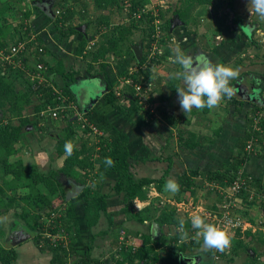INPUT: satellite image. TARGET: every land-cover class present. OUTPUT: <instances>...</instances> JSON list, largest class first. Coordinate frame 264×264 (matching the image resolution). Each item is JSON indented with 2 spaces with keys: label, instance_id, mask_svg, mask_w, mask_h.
Returning a JSON list of instances; mask_svg holds the SVG:
<instances>
[{
  "label": "crops",
  "instance_id": "obj_1",
  "mask_svg": "<svg viewBox=\"0 0 264 264\" xmlns=\"http://www.w3.org/2000/svg\"><path fill=\"white\" fill-rule=\"evenodd\" d=\"M35 1L45 11H38V8L32 9L33 14L26 20L34 27V33L42 38L44 51L40 56H37L30 53L29 50V53L22 56L21 60L15 57V61L10 63L13 66L12 69L22 70L29 75L31 68H34L37 62L44 64L46 67V70L43 71L45 78L39 79L30 75L31 80L38 79L44 85L50 88L56 87L65 94H68L65 89V86H68L79 111L87 112L96 109L105 113L113 125L129 136L128 149L132 156L130 173L133 178L135 180L148 178L155 181L150 184L146 199L136 197L132 200H125L124 192L118 194L114 189L117 175L114 173L109 176L100 175L102 180L96 179L97 184L100 183L98 184L100 191L109 194L106 200V213L102 215L96 226L88 227L84 211L86 206L84 185L74 177L58 172L61 174L60 177L65 179V181L61 180L64 188L70 190L69 203L73 202L76 207V220L73 227L76 235L75 248L78 252L84 253L89 246H92L93 256L101 257L104 264H116L111 254L120 240L121 230H126L132 241L138 245L142 242L143 235H151L155 240H162L164 236L183 231L184 229L181 230L180 225H161L157 221L164 207L175 208V217L180 221L188 222L190 216L200 214L205 216L208 222L214 223L207 212H218L221 195H219L220 192L216 186L220 187L226 183L208 182L204 179L203 174L221 169L229 164L233 153L237 151L239 138L245 134L247 117L244 113L235 115L234 110L237 106L230 105L226 98L221 101L218 107H213L209 112L193 108L190 113L185 114L180 108L176 91L181 86V81L170 78V74L177 71L179 66L172 63L170 57L178 45L185 54L192 57L203 54L214 64L221 63L233 68L243 66V70L241 73L239 71L238 76L242 77L241 82L248 88V93L246 94L244 90L242 93L235 92L233 96L238 97L239 101H247L246 108L248 109L245 111L250 116L253 113V105L262 109L264 107L263 100L254 101L243 98L248 94L252 96L253 91L258 89L257 93L261 94L260 96L264 99V70L257 69V67L263 69L264 66V21H261L254 12L249 13L248 0H232L235 7L234 14H236H233V18L239 15L241 21L237 23L231 18L232 28L228 30L227 35L218 33L212 6L207 4L199 6L195 10L188 25L170 28L172 34L167 36L166 40L161 39L163 54L151 67L150 74L146 76L142 69L138 72V79L153 83L152 100L156 103V114L153 115L152 121L145 126L140 123L142 111L140 109L135 112L130 111L135 102L134 89L125 82L126 78L131 77L130 75L136 74V72H132V68L141 65L140 63L147 52V39L144 34L140 35V29H134L125 37L115 34L114 29L117 24L130 23L127 17H124L126 14L124 11L111 8L97 10L94 7V0H86L88 14L81 13L83 4L76 0ZM35 1L32 0L28 3L27 0H18L16 5L25 11L27 8L24 6L34 7ZM64 7H69L75 12V15L67 22L69 26L76 27V32L72 34L65 33L67 26L60 20L61 13H57V10ZM215 10L219 15L222 13L218 7ZM122 14L123 22L120 21ZM19 16L18 11L15 19ZM175 17L176 15L172 19ZM100 18H105V21H109L108 24L100 26ZM57 19L59 22L56 24ZM190 22L194 23V26H190ZM141 27L145 30L143 26ZM15 30L6 38L10 45L20 39V32L17 33ZM34 33H32L31 40L35 39ZM92 35L96 42L94 51L100 50L102 41L106 43L108 51L95 59L84 58L78 53V47L85 36ZM253 35L259 39L258 44L251 43ZM139 46L142 47L140 60L136 55V49ZM15 75L17 74H13L12 77ZM247 79L250 83L247 82ZM234 82L233 79L231 84ZM109 95L112 96V100ZM211 116L213 119H210ZM31 117L32 115H30V119L33 120L34 118ZM36 119L38 128L33 124L27 125L21 138L14 142L16 152L20 148L19 146L24 145L29 149V146L33 145L31 149L36 152L35 157L23 156L21 160L24 164L25 157L36 160L37 164L42 161V158L49 160L45 152L46 148H44L48 144L47 138H42L38 143L30 145L33 134L38 132L45 135L47 134L46 129L50 126L59 125L62 126L59 129L60 136H62L68 124L73 122L70 121L72 119L61 117L48 120L44 127H40L39 118ZM203 121L204 124L200 125ZM209 121L211 123L207 124ZM199 127L207 128L208 132L205 134V132L197 131L196 128ZM221 128L222 131L217 133ZM182 131L185 132L186 137L194 133L199 146L193 149L190 147L193 139L189 140L188 144H182L179 137V133ZM80 132L79 130L74 137L81 136ZM93 134L99 142L98 135L100 134ZM212 139L214 142L210 141ZM74 140L75 138H73ZM98 142L95 144V149H99ZM257 146L259 148L250 156L243 169L245 175L252 178L250 187L258 193H264V144ZM57 154L59 167L56 171L63 167L60 161L64 155H60L58 151ZM159 157L161 159H158ZM10 159H13L11 162H14V156L10 155ZM95 170L97 172V166ZM161 171L163 172L161 173ZM171 175H174V180L180 184V191L176 194L164 191V184L168 181L166 179L167 177L170 179ZM163 176L165 179L160 190L157 188L156 180ZM185 176L194 180V184L187 189L182 184V179ZM7 178L10 179V176ZM258 179L261 180L262 187L256 182ZM88 182L91 184V179ZM2 184L3 181L0 186H3ZM7 193H11V191H7ZM249 195V192L242 195V204L238 208V212L245 216L249 224L243 229L230 230V247L223 252L219 259L215 260L213 250L202 249L201 238L199 244L192 245L185 253L176 258L167 256L162 252L161 247H157L156 252L160 257L155 264H181L180 258L183 256L188 257L187 264H264V200L258 197L250 199ZM12 197L15 198L13 205L9 208L4 205L5 208L0 210V245L16 249L18 257L14 264H50L52 253L41 250L31 240L35 234L26 226V220L22 215H16L17 221L13 220L11 225H4L1 214L11 210L19 198L16 195L10 196L8 201L4 199V202H0L1 204L9 203ZM39 214H42L41 211ZM153 223L158 224L155 233L152 230ZM21 227L33 232L34 235L21 243L14 244L11 237ZM183 240L190 243L193 239L191 237L183 238ZM253 247L255 251H253ZM0 264H2L1 261Z\"/></svg>",
  "mask_w": 264,
  "mask_h": 264
},
{
  "label": "trees",
  "instance_id": "obj_2",
  "mask_svg": "<svg viewBox=\"0 0 264 264\" xmlns=\"http://www.w3.org/2000/svg\"><path fill=\"white\" fill-rule=\"evenodd\" d=\"M16 1L18 0H0V163L3 168V186H0V202H4V197L7 195V191L16 193L17 189L30 187V192H28V199L25 201L26 204L20 205L23 207V212L21 213L22 217L30 223L32 219L33 222L30 224V228L34 231L33 240L35 244L44 251H49L52 253L53 257L50 264H69L70 262L80 264V263H91V264H104L101 257H96L92 255V246H89L88 249L84 252H78L75 248V237L73 234V225L75 224V204L69 203L68 194L69 189L64 188L62 181L59 179L58 172H62L65 175H69L78 180L82 185H84L83 192L85 198V220L88 227L96 226L100 218L104 213H106L107 207V198L109 194L103 193L100 189L96 187L97 177L100 175L109 176L110 174H116V181L114 184V189L118 194L124 192L125 200H132L136 197L140 199H146L149 193V186L151 183L155 182L152 179H141L135 180L133 175L130 173V159L131 154L128 149L129 136L126 132L120 130L118 127L113 125L108 116L105 113L99 112L96 109L91 111L82 112L86 121L78 118L77 115L73 112V109H68L66 114L67 119H72L66 128L64 135L58 140L57 151L60 155L65 154L64 144L68 140H73L75 134L80 130L84 135L91 134L92 128L91 124L97 126L103 134L98 135L99 137V149H95V153H90L93 147L85 143L80 147L74 150L72 156H67L65 159L64 166L56 171L52 170L49 175L40 173L35 167L25 165L21 161L10 162L9 157L14 153V142L21 138L22 132L25 130V127L29 124L37 125L36 118H40L41 111L49 104L53 102L54 99V87H48L39 82L38 79L31 80L30 75L37 72V62L34 68H31L29 75L27 72L12 69V63L7 57L8 54L12 56V45L7 41V36L12 34L15 30L17 33L20 32L19 40L26 42L27 49L24 52H20L13 55L15 57L22 59L26 53H33L34 55L40 56L41 51L40 47L42 45V38L37 33H34L32 25L30 22H27L26 19L30 18L33 14V10L38 8V11H43L44 9L38 6V2L34 4V7L25 5L27 9L24 11L21 7H17ZM30 3L32 0H27ZM67 0H63L65 2ZM80 1L83 4L81 10L82 14H88V7L86 0H76ZM127 2V5L124 3ZM42 2V1H41ZM61 2V1H60ZM211 5L214 9V17L216 21V29L218 33L226 34L228 30L232 27L230 23V16L227 8H230L234 12V3L232 0H168L165 5H160L159 17L163 20V34L161 39H167V36H170L172 17L178 15L186 25H188L189 19L192 17L195 10L202 5ZM94 7L97 10H106L111 8L113 10L118 9L125 11L130 17V23H119L115 26V34L125 37L133 32L134 29L145 28L144 35L147 39V46L150 45L151 36L155 31V26L153 25V20L155 18L151 13V0H94ZM218 7L222 10V14L219 15L216 13L215 8ZM65 8V7H64ZM59 9L61 13L60 20L67 26L65 30L66 34H72L76 32V27L69 26L67 22L75 15V12L71 8L66 7L65 9ZM145 8L146 11L141 9ZM140 9L141 16H134V12ZM129 10V11H128ZM19 11L20 16L16 18V13ZM45 11V10H44ZM46 12L49 13L48 10ZM50 14V13H49ZM236 15V14H234ZM52 17V15L50 14ZM107 18V17H106ZM241 17L238 15L233 18L234 22L239 23ZM100 26H105L109 21H105V18H100ZM59 19L55 21L57 24ZM91 23V21H90ZM184 24V25H185ZM185 25V26H186ZM12 26V27H11ZM64 26V27H65ZM108 26V25H107ZM141 27V28H140ZM101 28V27H100ZM143 31V30H142ZM226 32V33H225ZM32 33L35 34V39L31 40ZM94 36L84 37L78 47V53L84 58L95 59L100 55H104L108 51V47L105 42L102 41L100 50L97 52L94 51L96 46ZM149 41V42H148ZM93 42V43H92ZM259 39H256V35H253L251 38V43L258 44ZM16 43V42H15ZM44 49V48H43ZM144 61V59H143ZM91 66V65H90ZM104 66V64H102ZM151 68L144 71L147 76L150 74ZM13 74H17L14 77ZM139 73L130 75L135 80L138 79ZM20 78V80H19ZM23 79V80H21ZM142 81V80H141ZM232 82V81H231ZM19 88L16 87L17 84ZM66 95L70 97L71 100H75L74 96L71 93V90L68 86H65ZM112 100V96L109 95ZM230 105L236 107L234 110L235 115L244 113L247 117L246 121V131L245 134L239 138L237 142V151L233 153L231 161L229 164H226L223 168L205 172L204 179L208 182L215 181L219 184L231 183L236 176V173L246 164L250 159L251 154L246 150L247 144L250 139L256 138L254 141L255 145L264 144V118L261 119L259 126L260 129L256 130L254 128V112L261 109V107H256L253 105L251 116L248 115L246 108L247 101H239L238 97L232 96L227 98ZM239 104V105H237ZM33 107V112L31 115L34 118L30 119L29 113H27L28 108ZM140 109L142 111V119L140 123L144 126L147 125L153 119V113L148 110H143L137 102L133 103V106L130 111H137ZM206 112H209L210 109L207 107L204 108ZM232 113V110H230ZM19 120L18 124L14 120ZM85 125V126H83ZM38 128V127H36ZM79 129V130H78ZM222 128L217 131L220 133ZM180 139L182 144H188L189 140L193 139L191 148L199 146L196 142V136L194 133H191L189 136H185V132H180ZM214 142V139L210 140ZM263 147V146H262ZM96 148V145H95ZM98 154L99 156L94 157ZM92 155V156H91ZM111 157L115 162L114 166L108 167L105 164V158ZM158 159H161L159 157ZM171 159V158H170ZM97 166V172H94ZM11 176V179L7 178ZM30 178H29V177ZM166 176V175H165ZM165 176L156 180V185L158 189H162V183L164 182ZM27 177V178H26ZM24 178H26L24 181ZM91 179V184L87 181ZM262 187L261 180L256 181ZM256 183V184H257ZM94 184V187L92 186ZM182 184L185 189L190 188L194 184V180H191L190 177L185 176L182 179ZM81 185V186H82ZM41 186H43V191H40ZM39 191V195H35L33 191ZM45 195H42L43 193ZM15 195V194H14ZM33 195V196H32ZM4 196V197H3ZM35 196H38L37 198ZM10 196H8L9 198ZM25 198L27 196H24ZM60 198L61 200L57 201ZM14 197L11 198L9 203H6L7 208L13 205ZM25 206V207H24ZM62 208V210L60 209ZM33 210H36L35 213H32ZM40 210H42V215L49 216L52 212L61 213V216L57 220H62V228L70 233L71 242L69 247H63L62 245L53 246L50 244L49 237H43L41 234L43 229L50 230L52 233H56L60 230L58 221L56 220L53 223V226L50 227L47 225V221L39 223L36 218L40 215ZM175 208L166 207L163 208L160 212V216L157 219L161 225H180V220L175 217ZM35 214L34 217L32 215ZM47 219V218H46ZM58 223V224H57ZM188 232L189 238L195 235V230L191 227V222H185L184 230ZM182 231L175 232L170 234L168 237L164 236L163 239H153L151 235H143L141 237L142 242L136 246V251L133 252L132 246H129L127 249L123 247L121 250L122 260L114 259L116 264H155L159 259V253L156 252L157 247H161L162 252L171 258H176L185 253L188 248L192 245H197V241L193 239L190 243L182 242L178 244L177 242L182 238ZM169 239V240H168ZM119 242L115 247V253L119 251ZM255 251V248H252ZM114 253V254H115ZM18 257V253L14 247H3L0 245V261L2 264H14Z\"/></svg>",
  "mask_w": 264,
  "mask_h": 264
},
{
  "label": "built area",
  "instance_id": "obj_3",
  "mask_svg": "<svg viewBox=\"0 0 264 264\" xmlns=\"http://www.w3.org/2000/svg\"><path fill=\"white\" fill-rule=\"evenodd\" d=\"M167 2L168 0H151L150 9L152 15L155 16L153 20L155 31L151 36L150 46L147 48L144 61L142 60L140 66L139 65L134 66L132 68V72L138 73L140 69L144 71L150 69L163 54L162 46L160 44L161 37L163 34V26H162L163 20L161 19V17H159V11H160V5H165ZM124 4L127 5V2ZM141 10L146 11L145 8ZM227 11H229L230 14H232L230 8H227ZM59 12L60 10H57V13ZM134 16L137 17L141 16L140 9L134 12ZM26 49H27L26 42L23 40H18L16 43L12 45V56L8 54L6 58H8L11 62H14L15 59L13 58V55L20 52H24ZM40 51L41 52L44 51L43 47H40ZM37 69L38 71L33 73L32 76H35L39 79H44L45 75L43 74V71L46 70L44 64L39 63L37 65ZM125 82L133 87L134 89L133 96L135 102H137V104L143 110H148L152 112L153 115L156 114V103L154 100H152L153 83L145 80L144 81L134 80L132 77L126 78ZM53 94H54L53 102L49 103L41 111L39 118L40 127H44L48 123V120L58 119L61 117L66 118V114L68 113L69 108L73 109V112L75 113V115L78 116L79 119L81 120L84 119V121H86L83 113L79 111L78 106L74 102L75 100H71L68 95H66L56 87H54ZM253 118H254V128L256 130L260 129L259 123L261 119L264 118V107L262 109L257 110ZM90 127L92 128V133L103 134V131H101L97 126L91 124ZM255 140L256 138L250 139L246 147V150L251 155L255 153L257 148H259V146L254 144ZM243 168L244 166L236 173V176L231 183H226L225 185L220 187L218 185L216 186L221 195L219 210L218 212H213V213L207 212L209 217L213 220V222L215 224H219L222 227H224L225 230L228 232V234L230 230L243 229L249 224L245 216L238 212L239 205L242 204V195L245 192L250 193L249 195L250 199H254L258 197L259 199L264 200V193L262 192L258 193V191H255L250 187V182L252 178L250 176L245 175ZM59 216H61V213L58 214L57 212H52L49 216H46L47 225L52 227L53 223L56 222ZM57 221L59 223L60 230L56 233H52L50 230L45 229V231L43 232L44 233L43 237H49L50 244L53 246L62 245L63 247L68 248L71 242L70 233L61 227L62 220H57ZM182 242H184V240L180 239L177 242V245L182 244ZM129 246H132L133 252H135L136 246H138V244L132 241L131 237L127 234L126 230H121V237L119 240V247H118L120 252L118 253L114 252L115 256H117L118 259L122 260L123 257L121 256V250L123 247H126L128 249ZM213 253L215 260L219 259L223 254L215 250H213ZM69 264H76V263L70 262ZM80 264H91V263H80Z\"/></svg>",
  "mask_w": 264,
  "mask_h": 264
},
{
  "label": "clouds",
  "instance_id": "obj_4",
  "mask_svg": "<svg viewBox=\"0 0 264 264\" xmlns=\"http://www.w3.org/2000/svg\"><path fill=\"white\" fill-rule=\"evenodd\" d=\"M248 11L250 14L254 12L261 21H264V0H248ZM229 16L233 19V13L231 16L229 12ZM170 59L179 66L177 71L170 74V78L181 81V86L176 91L180 108L185 114L190 113L193 108L202 110L205 107L208 109L218 107L225 97L231 98L235 95L231 81L238 77L239 68L214 64L203 54L192 57L185 54L178 45ZM76 147L77 144L73 140L66 141L65 155L72 156ZM104 162L108 167L114 166L115 163L111 157H106ZM92 186L94 187V184ZM164 191L176 194L180 191V184L174 179H169L164 184ZM189 220L192 229L195 230L192 239L200 243L202 238L203 250L223 253L230 247V236L221 225L208 222L206 217L200 214L190 216ZM184 226L185 221L181 220L180 229L183 230ZM181 235L182 238H189L187 231H182Z\"/></svg>",
  "mask_w": 264,
  "mask_h": 264
},
{
  "label": "rangeland",
  "instance_id": "obj_5",
  "mask_svg": "<svg viewBox=\"0 0 264 264\" xmlns=\"http://www.w3.org/2000/svg\"><path fill=\"white\" fill-rule=\"evenodd\" d=\"M247 5V4H246ZM204 9V8H203ZM205 10V9H204ZM214 11H212V13H213ZM236 12V11H235ZM124 13L126 14V15H124V17H127V19L130 21V17H128V15H127V13L124 11ZM233 14H234V12H232ZM129 14V13H128ZM214 14V13H213ZM222 14V13H221ZM231 16H232V14H230ZM117 19H118V17H117ZM121 22H123L124 21V18H123V14L121 15V20H120ZM197 23V22H196ZM142 26H143V24H141ZM194 26V23H192V22H190V26ZM232 27V26H231ZM252 28H254V26H252ZM145 31L144 29H140V35H142V34H144V32L143 31ZM232 31H233V29H232ZM226 33V32H225ZM224 38H225V36H224ZM216 57H218V56H216ZM263 63H264V61H263ZM221 64V63H220ZM257 69L258 70H264V66H263V69H261V68H258L257 67ZM239 70H240V73L242 72L241 70H243V66H241L240 68H239ZM241 76H238L236 79H234L235 80V82H234V87H237L238 86V84H241L240 82H241ZM238 81H240L239 83H238ZM251 81V80H250ZM247 82H249V80L247 79ZM252 82V81H251ZM250 83V82H249ZM232 85V86H233ZM16 87H18L19 88V85L17 84L16 85ZM233 87V88H234ZM250 87V86H249ZM251 88V87H250ZM226 105H227V103H226ZM225 105V106H226ZM33 112V107H31L30 106V108H28V110H27V113H29V115H31V113ZM217 112V111H216ZM213 116V115H212ZM212 116H211V118L210 119H213L212 118ZM33 117V116H32ZM19 120H17V119H15L14 120V122L16 123V124H18L19 122H18ZM212 121V120H211ZM211 121H209L207 124H210L211 123ZM212 123H214V122H212ZM204 124V121H203V123H201L200 125H203ZM60 128H62V126H59V125H53L52 127L50 126L48 129H46V132H47V134H40V133H35V134H33L32 135V137L31 138H33V140L30 142V145H31V143L32 144H35V143H38V141L39 140H42V138H47V140H46V142L48 143V144H46V146H44V148H46V150H45V152H46V155L48 156L47 157V159H49V160H46L45 158H42V161H40V163H36L37 161L36 160H34V159H31L30 157H25L26 159L24 160V162H25V164L26 165H29V166H32V167H35L39 172H41V173H43V174H47V175H49V173L52 171V170H57L58 169V167H59V163H58V160H57V158H56V156L58 155L57 154V151H56V146H57V143H58V141H57V139L59 140L62 136H60L61 134V131L59 130ZM196 130L197 131H200V132H205V134H206V132H208V130H207V128H203V129H201L200 127L199 128H196ZM79 132V131H78ZM25 133V132H24ZM23 133V134H24ZM26 134V133H25ZM24 134V135H25ZM80 134H81V136H79V135H76V136H78V137H74L75 138V140H74V142L77 144V148H80L84 143H85V145L86 144H88V147L90 146H92L93 147V149H92V151L90 152L91 154L95 151V144L98 142L97 140H96V136L95 135H93V136H91V134H86V135H84V133H81L80 132ZM204 134V133H203ZM56 135H59V136H56ZM207 136V135H206ZM211 136H213V135H211ZM210 138V137H209ZM208 139V138H207ZM31 140V139H30ZM33 145H31V146H29V149L28 148H26V146H19L20 148L19 149H17V152L16 151H13L14 153H12L11 155L12 156H14V162H18V161H21L22 163H23V161L21 160L22 159V157L23 156H27V155H29V156H31V157H35V154H36V152L34 151V150H32L31 149V147H32ZM14 150H16V148L14 147ZM16 153V154H15ZM95 153V152H94ZM16 155V156H15ZM93 155V154H92ZM91 155V156H92ZM98 155H94V157H97ZM64 158V159H63ZM63 158L61 159V161L60 162H62V166H64V163H65V158H66V155L64 154L63 155ZM16 159V160H15ZM13 159H10V157H9V161L11 162ZM96 170H94V172H95ZM163 171H161V173H162ZM3 173H4V171H3V168H2V164L0 163V184L2 183V181L4 180V175H3ZM60 175L61 174H58V176H59V179L60 180H63V181H65V179H63L62 177H60ZM2 177V178H1ZM29 177V176H28ZM27 178V177H26ZM26 178H24V181H26L25 179ZM30 178V177H29ZM98 178H99V181H101L102 179H101V177H97V180H98ZM175 177H174V175H171L170 176V179H174ZM10 179H11V176H10ZM12 180V179H11ZM90 179H88V181H89ZM166 180H169L168 179V177H167V179ZM98 184H100V183H98ZM93 185V184H92ZM96 187H97V189L100 187V185L98 186V185H96ZM100 189V188H99ZM102 189V188H101ZM40 191H43V186H41V188H40ZM28 192H30V187L29 188H27V187H24V188H20V189H17L16 190V193H7V195H5V197H4V199L6 200V201H8V196H17L19 199L17 200V202H16V205L11 209V210H9L7 213H5V214H1V218L4 220V225L6 224V225H11V222L14 220V221H17L16 219H15V217H16V215H21V213L23 212V207L21 208L20 207V205H24V204H26L25 203V201L28 199ZM34 192V194L35 195H39L38 194V192L39 191H37V190H35V191H33ZM41 193H43V192H41ZM15 194V195H14ZM42 195H45V193H43ZM219 195H220V193H219ZM24 196H27L26 198L24 197ZM33 196V195H32ZM0 197H2V195L0 194ZM36 198L38 197V196H35ZM162 198V197H161ZM59 200H61L60 198H58L57 199V201H59ZM25 207V206H24ZM5 208V206H4V204H1L0 203V210L2 209H4ZM165 208V207H164ZM61 210H62V208H60ZM41 211V213L43 212L42 210H40ZM36 212V210H33L32 211V213H35ZM35 216V214H33L32 215V217H34ZM6 217V218H5ZM5 218V219H4ZM11 220V221H10ZM36 220L39 222V223H41V222H44L45 220L47 221V219H46V216H42V214H40L37 218H36ZM31 222H33V220L31 219L30 220V223L28 222V220L26 221V223H27V227L31 230V228H30V224H31ZM45 231V229H43V232ZM34 232V231H33ZM41 233L42 235H44V233ZM73 234H75V231H74V227H73ZM230 232V231H229ZM71 233V232H70ZM169 236V235H168ZM167 236V237H168ZM32 241H34L33 239H31ZM87 240V239H86ZM169 240V239H168ZM29 241V240H28ZM88 241V240H87ZM114 251H115V248L113 249V251H112V254L111 255H113L112 257H113V259H117V256H115V254H114ZM260 261V260H259ZM257 262V261H256Z\"/></svg>",
  "mask_w": 264,
  "mask_h": 264
},
{
  "label": "water",
  "instance_id": "obj_6",
  "mask_svg": "<svg viewBox=\"0 0 264 264\" xmlns=\"http://www.w3.org/2000/svg\"><path fill=\"white\" fill-rule=\"evenodd\" d=\"M184 21H182L180 19V17L178 15H176L175 18L172 19V24H171V29L176 27V26H181V25H184ZM82 31H84V29H81ZM140 52L142 53V47L139 46L137 49H136V55L139 57V60H140ZM240 81H238L239 83ZM241 84H238L237 87H234V85L232 87H234L235 89V92H239V93H242V91L245 90V93L247 94L248 93V88L242 83L240 82ZM259 90L257 89L256 91H253V94L252 96L250 94H248V96L245 97L243 96V98H246L248 100H250L249 98H251L252 100L254 101H260V100H263V97L260 96L261 94L257 93ZM155 229H158V224L157 223H153V233L156 232ZM34 234L33 232H30L28 229L24 228V227H21L19 228L17 231L14 232V234L12 235L11 237V241L12 243L16 244V243H21L23 240H26L27 238H30L32 237ZM180 262L181 264H187L188 262V257H181L180 258Z\"/></svg>",
  "mask_w": 264,
  "mask_h": 264
},
{
  "label": "flooded vegetation",
  "instance_id": "obj_7",
  "mask_svg": "<svg viewBox=\"0 0 264 264\" xmlns=\"http://www.w3.org/2000/svg\"><path fill=\"white\" fill-rule=\"evenodd\" d=\"M233 84H234V83H232L231 86H232ZM249 99H251V98H249Z\"/></svg>",
  "mask_w": 264,
  "mask_h": 264
}]
</instances>
